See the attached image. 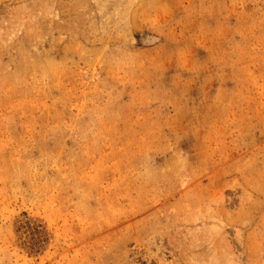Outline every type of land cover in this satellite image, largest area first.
<instances>
[{"label": "rangeland", "instance_id": "rangeland-1", "mask_svg": "<svg viewBox=\"0 0 264 264\" xmlns=\"http://www.w3.org/2000/svg\"><path fill=\"white\" fill-rule=\"evenodd\" d=\"M0 264H264V0H0Z\"/></svg>", "mask_w": 264, "mask_h": 264}]
</instances>
